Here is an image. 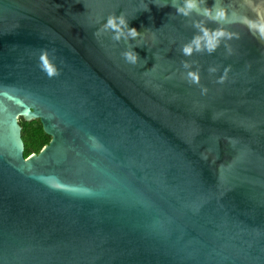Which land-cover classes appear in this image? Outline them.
Returning a JSON list of instances; mask_svg holds the SVG:
<instances>
[{"label":"water","instance_id":"water-1","mask_svg":"<svg viewBox=\"0 0 264 264\" xmlns=\"http://www.w3.org/2000/svg\"><path fill=\"white\" fill-rule=\"evenodd\" d=\"M166 2L0 0V264H264V0Z\"/></svg>","mask_w":264,"mask_h":264},{"label":"clouds","instance_id":"clouds-1","mask_svg":"<svg viewBox=\"0 0 264 264\" xmlns=\"http://www.w3.org/2000/svg\"><path fill=\"white\" fill-rule=\"evenodd\" d=\"M199 2L200 0H173L171 5L176 9V15L190 16L192 12L198 8ZM153 3H155L158 7L167 6L166 0L163 3H161L160 0H153ZM143 10H148V6H145ZM206 11L209 16H211V9L208 8ZM222 14V12L218 13V15ZM105 27L113 30L116 40H120L121 38L127 40L128 38H136L141 35L135 27H129L128 19L123 13L119 16H109ZM201 32V35L194 36L192 41L183 46L182 52L184 55H191L193 51H201L205 47L209 52H212L216 49V47H218L219 38L224 35L222 31L208 29L206 25L201 29ZM124 55L127 60L133 64L139 61L138 54L131 47L124 53ZM185 67H188V65L185 64ZM49 74L51 75L53 73L50 71ZM188 76L194 82L199 79L198 73L195 72H189Z\"/></svg>","mask_w":264,"mask_h":264},{"label":"trees","instance_id":"trees-1","mask_svg":"<svg viewBox=\"0 0 264 264\" xmlns=\"http://www.w3.org/2000/svg\"><path fill=\"white\" fill-rule=\"evenodd\" d=\"M21 125V137L24 143V156L38 152L48 143L50 136L43 129L39 119L30 121L19 120Z\"/></svg>","mask_w":264,"mask_h":264}]
</instances>
